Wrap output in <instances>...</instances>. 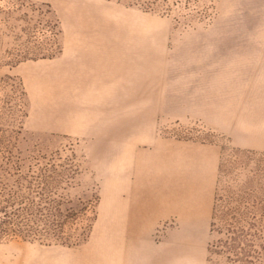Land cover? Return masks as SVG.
Wrapping results in <instances>:
<instances>
[{"label": "rangeland", "instance_id": "obj_1", "mask_svg": "<svg viewBox=\"0 0 264 264\" xmlns=\"http://www.w3.org/2000/svg\"><path fill=\"white\" fill-rule=\"evenodd\" d=\"M255 221L264 264V0H0V264H236Z\"/></svg>", "mask_w": 264, "mask_h": 264}, {"label": "trees", "instance_id": "obj_2", "mask_svg": "<svg viewBox=\"0 0 264 264\" xmlns=\"http://www.w3.org/2000/svg\"><path fill=\"white\" fill-rule=\"evenodd\" d=\"M226 213H219V222L224 221ZM221 233L227 231L228 237L219 238L211 245V253L219 254L221 251H228V258L231 263L236 264H253L256 255V246L258 245V221L249 223L247 228L236 229L232 224L223 223V228L214 223ZM223 230V231H222Z\"/></svg>", "mask_w": 264, "mask_h": 264}]
</instances>
